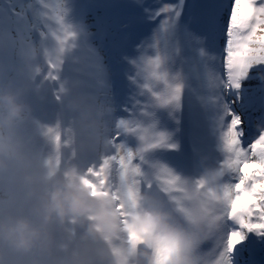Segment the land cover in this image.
I'll return each mask as SVG.
<instances>
[{
    "label": "snow or ice",
    "instance_id": "1",
    "mask_svg": "<svg viewBox=\"0 0 264 264\" xmlns=\"http://www.w3.org/2000/svg\"><path fill=\"white\" fill-rule=\"evenodd\" d=\"M131 3L150 30L131 57L122 56L131 68L125 72L126 90L111 75L104 76L103 91L114 104L109 138L83 161L82 182L93 194L111 196L122 216L143 190L169 198L183 213L179 173L194 167V154L204 153L218 169L214 191L222 194L225 207L192 264H264V0ZM66 12L63 5L51 8L56 27L42 30L41 41L63 54L80 47L92 51L87 26L72 31ZM9 33L16 34L15 29ZM63 64V56L49 58L48 71L39 73L43 81L53 82L57 102L64 90ZM96 68L103 72L99 61ZM185 113L195 130L190 165L180 135ZM145 124L152 129L147 137L141 134ZM202 125H207V138L195 134ZM125 128L143 143L126 140ZM40 131L60 149L62 163L70 131L47 124ZM197 184L203 187L204 181L198 178ZM128 238L135 240L130 227ZM157 255V264H166L160 249Z\"/></svg>",
    "mask_w": 264,
    "mask_h": 264
},
{
    "label": "clouds",
    "instance_id": "2",
    "mask_svg": "<svg viewBox=\"0 0 264 264\" xmlns=\"http://www.w3.org/2000/svg\"><path fill=\"white\" fill-rule=\"evenodd\" d=\"M43 61L37 50L36 62ZM24 63L20 58L21 68ZM17 89L0 93V264H157V249L166 264H192L225 207L222 194L214 191L218 169L212 179L200 178L203 187L195 181L190 190L178 193L183 213L171 200L167 210L157 206L143 190L122 216L111 196L93 194L82 182V166L49 162L60 149L35 130L32 85L21 78ZM54 103L57 110L77 116L81 135L103 136L95 100L70 89ZM151 131L145 124L141 134L147 137ZM122 135L137 137L131 128L122 129ZM142 143L137 140L138 146ZM129 227L134 242H129Z\"/></svg>",
    "mask_w": 264,
    "mask_h": 264
},
{
    "label": "rangeland",
    "instance_id": "3",
    "mask_svg": "<svg viewBox=\"0 0 264 264\" xmlns=\"http://www.w3.org/2000/svg\"><path fill=\"white\" fill-rule=\"evenodd\" d=\"M61 5L67 9L65 22L72 31L79 32L81 25L87 26V31L91 33L92 51L86 47H80L71 53L58 55L51 42L45 44L41 41L42 30L56 27L55 20L51 19V8ZM139 24H143L141 14L132 5L131 0H0V88L18 92L19 79L25 78L30 81L32 105L38 108L35 105V99H37L38 105L43 109L42 111L39 107L33 114L32 123L37 133L41 134V125H55L68 129L71 141L74 135H81L78 131V118L69 111L57 110V106L52 103L55 99L53 82H45L39 75L41 70L48 71L46 62L49 58L55 61L57 56H63L61 77L64 90L60 93V100L66 91L80 90L85 96L98 103L105 127V120L111 118L114 112L111 98L103 91L104 76L109 75L108 66L105 64L108 54L111 53L109 50H114L113 54L120 61H123L122 56L131 57L134 54V48L124 49L123 44L116 41L117 38L113 40L111 36L120 35L122 40L132 38L130 41L134 43L136 36L132 34V27ZM10 29H15L16 34H10ZM29 34L31 38L28 37ZM98 36H103L105 41L98 42ZM81 41L82 37L77 42ZM48 49L52 51L49 53ZM37 50L44 57L43 63L36 62ZM95 51L100 54V57L95 55ZM20 58H23L25 62L23 68L18 64ZM97 61L103 69L101 76L96 75ZM130 71L131 68L128 65L123 73L122 84L117 85L119 89L126 90L125 72ZM42 116L45 117L44 121ZM110 128L111 126L108 129ZM71 146L69 143L68 147L63 148V157L64 153L68 157L66 160L63 158L61 166L72 163ZM75 153V160L81 162L82 157L79 151ZM59 156L60 152H56L57 160Z\"/></svg>",
    "mask_w": 264,
    "mask_h": 264
},
{
    "label": "bare ground",
    "instance_id": "4",
    "mask_svg": "<svg viewBox=\"0 0 264 264\" xmlns=\"http://www.w3.org/2000/svg\"><path fill=\"white\" fill-rule=\"evenodd\" d=\"M150 30V26L149 25H146V24H139L137 25L133 30H132V34L134 36H136L135 40H134V43H131L129 38H126L123 40H121V44H123V48L126 49V50H131L134 48V46L138 43L139 40H141V38H143L144 36H146L148 34ZM109 39H107L108 41ZM110 52L112 51V49L109 50ZM113 52V51H112ZM115 52V51H114ZM95 55L99 56L100 57V54H98L96 51H95ZM106 66L107 69L109 70V75H111V77L113 78V80H118V84H122L121 82V78L123 77V73L125 71V69L127 68L128 64L124 63L121 68L119 69L118 73L116 74H113V70L115 69V65L112 67L111 66V63H109L108 60H106ZM103 73L97 71L96 75L97 76H101ZM99 78V77H98ZM3 85V84H2ZM4 91H8L6 88H0V93H2ZM112 101V100H111ZM161 111H164L162 109H160ZM186 123H187V127H188V134H190V136L193 134V132L195 131L188 119H185ZM109 126H111V118L109 119H106L105 120V131H104V135L103 136H100L96 133H90L89 135L87 136H81V135H74L72 140L70 141L71 143V151L70 152H78L80 153L81 157H82V161H75L74 163L75 164H79L80 166L83 165V161L94 155L96 153L97 150H102L104 145H105V142L108 140L107 137H109V132L110 130L108 129ZM196 135L200 136V137H204V138H207L208 137V130H207V125H202L201 128L196 131L195 133ZM126 140L128 141H136V138L134 137H125ZM209 142V141H208ZM89 150V151H88ZM198 154L199 153H196L197 155V158H198ZM66 155H64L63 158H65L66 160ZM52 164L53 165H56V166H61L60 163L58 164L57 162V159H56V154L55 152H53V156H52ZM199 170L197 169V173H196V177L197 179L198 178H202V177H207L209 179H212L213 178V175L214 173L217 171V168L216 170L214 169H211L210 167H207L205 165V163L203 161H200L199 164ZM179 175L181 176V181H182V187L185 190H189V184L188 182H186V178H185V175L183 173H179ZM11 176L14 177L15 176V171H13V173H11ZM150 195L153 197V203L156 204L157 206H161V207H164L166 210L169 209L171 207L170 204H168V201L170 200L169 198L167 197H164L162 194H156V193H150Z\"/></svg>",
    "mask_w": 264,
    "mask_h": 264
}]
</instances>
